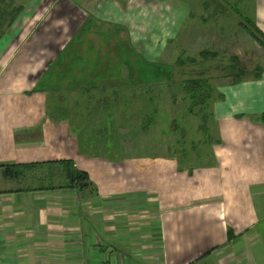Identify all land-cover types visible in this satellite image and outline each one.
<instances>
[{
  "label": "crops",
  "instance_id": "1",
  "mask_svg": "<svg viewBox=\"0 0 264 264\" xmlns=\"http://www.w3.org/2000/svg\"><path fill=\"white\" fill-rule=\"evenodd\" d=\"M16 1L0 5L2 263L264 264V71L210 87L205 112L216 139L199 164L197 156L168 154L177 150L167 146L157 156L96 154L134 145L130 133L145 118L128 110L127 100L128 118L105 109L120 96L105 89L168 83L153 72L145 79L143 62L170 53L173 59L161 62L174 63L184 53L174 40L186 26L207 41L200 51L212 59L219 51L245 53L237 44H246L243 19L264 35V0H105L86 11L84 0H69L76 12L64 2L48 21L47 9L26 10L34 0ZM103 19L122 31H99ZM125 73L128 85L121 82ZM60 90L76 92L73 112L53 99ZM97 90L108 94L103 108ZM81 97L87 106L100 100L98 109L81 111ZM120 118L127 119L101 139L98 131ZM64 161L87 174L88 188L68 187L58 164ZM26 165L18 179L3 175L5 166ZM46 176L54 184L38 186Z\"/></svg>",
  "mask_w": 264,
  "mask_h": 264
},
{
  "label": "rangeland",
  "instance_id": "2",
  "mask_svg": "<svg viewBox=\"0 0 264 264\" xmlns=\"http://www.w3.org/2000/svg\"><path fill=\"white\" fill-rule=\"evenodd\" d=\"M15 0H0V5L3 7H8L13 5ZM29 0H17L16 5L19 4L23 6L28 2ZM52 0H38L34 2L29 3L32 4L26 8L27 11H31L32 9L36 8L37 11H40L41 9L46 11L47 13H44L46 16L43 19V21H48V18L53 15L54 17L58 15L57 8H62L63 3L66 2L64 5L71 11H75L76 3L71 2L74 4L73 6L69 2V0H54L48 5ZM76 1V0H73ZM83 1V0H82ZM70 4H69V3ZM102 2H105V0H84L83 2V9L86 11L92 10V6L95 5L99 6ZM85 3V6H84ZM15 4V3H14ZM100 7V6H99ZM54 8V9H53ZM53 9V10H52ZM80 10V9H79ZM77 13H82V11H78ZM87 13V12H86ZM233 14V13H231ZM230 14V15H231ZM232 18L231 21H237V17L231 15ZM123 19V18H122ZM104 21V22H103ZM101 21V24L97 25L100 27L99 31H107L112 30L116 32H121L122 29L120 28V25H118L115 21L113 23H110L108 19H103ZM245 22V25L243 29L247 33V37L245 36L246 44H244L241 40L239 42L237 40V44L241 47H246L247 50L244 51L242 49L235 50L236 53L239 55H227L225 53H221L219 51L217 58H208L203 59V57L200 56V50L208 46L206 40H201V37H191L189 32V26H186L184 31L185 33L182 37L175 38V48L177 47L180 50H184L183 54H176V59L170 62H174L171 64H165L162 63L164 61L168 62L169 60L173 59V55L165 54L164 56L158 55L155 58L149 59L144 61L143 68H144V76L145 79L152 78V72L154 73L155 77H158V79H164L167 80L168 83L165 85L162 84H156L152 85L153 87H150L149 89L144 88H138V87H131L128 86V88L120 87L119 89H105L106 93L110 92L111 95L120 93L119 100L115 103H109L106 104L105 109L108 111H112V113H116L117 111L123 110V103L125 101H128V110L132 111V109H136L137 112L140 110L141 113L147 114V118H150V115H148V111L156 110L157 114L152 115V118L148 120L149 123H152L150 130L146 131L141 129L140 124L136 123V127H134V130L131 131L130 135L134 141V145L128 143L127 145H123L119 147L117 151L116 149L113 150L112 146H109V152L106 153H100L99 151L96 152V154L111 158V159H120L124 156H138V155H144V156H157L160 154L166 153L165 150H161L162 147L167 146L168 150L176 149L177 152L171 153V151L168 152V154H177L176 158L179 157L182 158L186 156L191 157L194 159L195 156L198 158L194 160V163L199 164V162L202 161L203 157L207 156V150L209 149V144L211 142H214L216 139L215 129L213 120L208 117V114L205 112L206 106L204 105L202 109L200 107H196L191 111V89L194 91V85L191 83V81H197L200 80L202 82L206 83V86L208 89L204 88V91H206V94L200 95L201 97L207 95V93L210 95L211 89L210 87L223 84L225 82L231 81L232 78L235 79L233 75L242 73L244 77L241 78V75L239 77L241 79H247V78H254L256 74L259 72L264 71V48L255 41L257 34L259 32L254 28V26L246 22L245 19H243ZM124 23V22H121ZM120 23V24H121ZM95 25V24H94ZM110 29H108L109 26ZM93 26V25H91ZM90 23H88V28H96L91 27ZM108 26V27H107ZM117 27V28H114ZM89 30V29H88ZM87 31V30H85ZM123 33V32H122ZM8 34V33H7ZM240 37V36H239ZM255 38V39H254ZM258 38V37H257ZM107 46V44H106ZM177 49V50H178ZM176 50V51H177ZM214 50H223V49H217ZM212 50V51H214ZM175 51V52H176ZM211 51V52H212ZM187 54H186V53ZM210 57H213L212 55H209ZM140 57V56H139ZM141 59V57H140ZM159 59V60H157ZM156 60V61H155ZM162 61V62H161ZM180 61V64L182 62V66L177 63ZM151 66H155L157 70L153 69ZM125 71V69H123ZM126 72V71H125ZM148 73L150 76H147ZM182 73V74H181ZM103 78L107 79L110 78V75L108 74V71H103ZM101 76V74H100ZM109 76V77H108ZM121 79H123L121 82L124 84L126 83V73L121 75ZM231 76V78H228ZM226 78L229 80L227 81ZM233 79V80H234ZM152 80V79H151ZM184 81L183 83H181ZM238 81V80H236ZM125 85H128L126 83ZM160 86V87H159ZM118 88V87H117ZM111 90V91H110ZM202 87H199L196 89V92L202 91ZM91 90H87V93H89ZM123 91V92H122ZM144 91H148V93H144ZM98 92V90H97ZM190 93V97L189 94ZM104 92L100 93L98 92V97H102V101H93L90 105H86L84 103V98L81 97L83 104L80 106V110L86 111V113H91L92 110H95L97 108L96 103L99 101L102 104L105 103L108 94H104ZM144 93L145 95H140ZM71 94V95H70ZM97 94V93H96ZM63 97H65V101H63ZM104 97V98H103ZM118 97V96H117ZM60 100L62 103L61 106L64 107L63 102L65 105L68 106L67 111L65 113H71L74 110V106L72 105V101H77L78 96L76 95V92L74 91H67V95L63 93L62 90L58 93V95H54L53 99ZM96 98V97H95ZM111 100V99H110ZM75 105H78L77 103ZM52 106V105H51ZM85 106V107H84ZM62 107V108H63ZM78 107H75V110H77ZM201 109L200 113H196V109ZM98 109V108H97ZM89 111V112H88ZM130 111H122V115L126 114V117H129V114H131ZM104 117V113L102 112L101 119ZM91 122H89L86 127H91L92 125V116ZM126 118V119H127ZM120 118L119 120H114V126H110L107 128L102 127L98 133L101 135L99 136L101 139L102 137H105L107 135H111L114 133V129L117 125L121 124L124 120ZM88 122V121H87ZM174 125V126H173ZM116 130V129H115ZM86 138V137H85ZM129 136L124 141H129ZM185 142V144L183 143ZM139 144L136 146L135 144ZM104 144V143H100ZM87 149V148H86ZM99 149V147H98ZM126 154V155H124ZM196 161V162H195ZM207 162L208 159H204L203 162ZM56 183L58 180L56 179ZM38 186H51L54 184V179L51 176H46L42 178V182L37 183Z\"/></svg>",
  "mask_w": 264,
  "mask_h": 264
},
{
  "label": "trees",
  "instance_id": "3",
  "mask_svg": "<svg viewBox=\"0 0 264 264\" xmlns=\"http://www.w3.org/2000/svg\"><path fill=\"white\" fill-rule=\"evenodd\" d=\"M16 12L18 13V10L8 12L5 14L8 15V17L9 16L11 17L12 15H15ZM257 37H256V39L254 38L255 41H257V43L259 42L258 44L264 48V35L259 33V34H257ZM200 56L203 57V59L210 58V56H208L207 53L204 51L201 52ZM239 75H241V78L245 76V74L243 76L242 73H239V74L237 73V74L233 75L235 77V81L240 80ZM191 83L194 85V91L191 89V92H192L191 93V102H192L191 103V111L195 107H200L202 109V107L206 103L207 96L209 95L207 93V95H205L203 97L200 96L202 94H206V91H204V88L208 89L207 86L205 85L206 83L202 82L200 80L191 81ZM199 87H202L203 90L196 92V89ZM188 94L190 97L189 92H188ZM156 112H157L156 110L148 111V115H150L149 119L152 118V115L157 114ZM144 117L145 118L142 122L141 129L148 131V130H150L152 123L148 122L149 119L147 118V114L144 115ZM58 164H60L62 166L61 167L62 173L65 177V180H67L69 183L68 187H71V188L77 187L81 190V189L88 188L90 186V182H89V178H88L87 174H85L83 172H79L76 169H74L73 164L71 162L64 161V162H60ZM26 168H30V166L29 165H26V166H5V167H3V175L5 178H8V179H18L23 174V171Z\"/></svg>",
  "mask_w": 264,
  "mask_h": 264
},
{
  "label": "built area",
  "instance_id": "4",
  "mask_svg": "<svg viewBox=\"0 0 264 264\" xmlns=\"http://www.w3.org/2000/svg\"><path fill=\"white\" fill-rule=\"evenodd\" d=\"M0 264H3V263H2V257H1V255H0Z\"/></svg>",
  "mask_w": 264,
  "mask_h": 264
}]
</instances>
